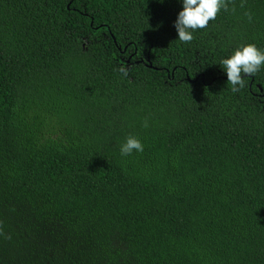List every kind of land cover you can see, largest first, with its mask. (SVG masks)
<instances>
[{
	"label": "trees",
	"instance_id": "16d2710c",
	"mask_svg": "<svg viewBox=\"0 0 264 264\" xmlns=\"http://www.w3.org/2000/svg\"><path fill=\"white\" fill-rule=\"evenodd\" d=\"M227 5L183 43L182 0H0V264H264V66L221 64L264 0Z\"/></svg>",
	"mask_w": 264,
	"mask_h": 264
},
{
	"label": "clouds",
	"instance_id": "9594fccd",
	"mask_svg": "<svg viewBox=\"0 0 264 264\" xmlns=\"http://www.w3.org/2000/svg\"><path fill=\"white\" fill-rule=\"evenodd\" d=\"M243 3L241 7H243ZM183 10L179 12L174 27L178 33V40L183 43H190L193 39V32L198 29H205L209 22L215 20L221 9L228 10L227 0H182ZM235 11V9H233ZM249 21L251 13L246 12ZM223 69L226 71L227 84H230L231 91L238 92L246 86L245 76H253L264 66V51L257 48L253 43L241 46L234 51L229 58L221 61ZM118 71L127 77L129 69L121 66ZM144 127H148L147 120ZM142 142L129 136L126 142L121 146L122 156L131 155L134 151L143 152ZM0 236L5 239H11V236L3 232V222L0 221Z\"/></svg>",
	"mask_w": 264,
	"mask_h": 264
}]
</instances>
